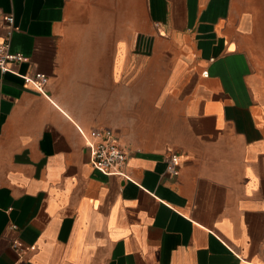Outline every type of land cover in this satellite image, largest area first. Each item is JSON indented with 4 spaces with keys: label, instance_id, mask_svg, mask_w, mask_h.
I'll return each instance as SVG.
<instances>
[{
    "label": "crops",
    "instance_id": "1",
    "mask_svg": "<svg viewBox=\"0 0 264 264\" xmlns=\"http://www.w3.org/2000/svg\"><path fill=\"white\" fill-rule=\"evenodd\" d=\"M6 16L0 264H264V0H0V43Z\"/></svg>",
    "mask_w": 264,
    "mask_h": 264
},
{
    "label": "built area",
    "instance_id": "2",
    "mask_svg": "<svg viewBox=\"0 0 264 264\" xmlns=\"http://www.w3.org/2000/svg\"><path fill=\"white\" fill-rule=\"evenodd\" d=\"M5 22L8 26L5 38L0 43V76L10 71V64L21 63L24 58L20 54H11L9 52L10 37L13 32L14 19L12 16H6ZM23 81L40 94L44 93V87L47 82V77L42 73H36L32 77H24ZM101 140L97 143L88 142L90 150V158L92 166L106 175H115L122 177V168L126 164V153L116 144L114 136L111 132L98 134ZM178 161L175 157L170 160L168 172L172 176L178 174Z\"/></svg>",
    "mask_w": 264,
    "mask_h": 264
}]
</instances>
